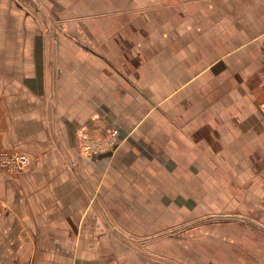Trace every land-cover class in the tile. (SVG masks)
Here are the masks:
<instances>
[{
	"label": "crops",
	"instance_id": "crops-1",
	"mask_svg": "<svg viewBox=\"0 0 264 264\" xmlns=\"http://www.w3.org/2000/svg\"><path fill=\"white\" fill-rule=\"evenodd\" d=\"M36 1L81 48L62 41L46 73L40 29L22 24L33 60H0V151L30 162L0 169V264H174L185 239L168 229L222 208L242 214L198 235L224 255L197 263L248 264L236 246L264 257V0ZM107 126L114 152L81 155V133Z\"/></svg>",
	"mask_w": 264,
	"mask_h": 264
},
{
	"label": "rangeland",
	"instance_id": "rangeland-1",
	"mask_svg": "<svg viewBox=\"0 0 264 264\" xmlns=\"http://www.w3.org/2000/svg\"><path fill=\"white\" fill-rule=\"evenodd\" d=\"M30 2L31 4L29 5ZM37 2V1H36ZM35 4V5H34ZM32 2V0H9L8 5H6V8H8L9 12L12 13V15H9L4 18H0L1 24L0 26L6 27L7 33L4 35L5 37L8 36V49H0V60H9L12 62L13 60H33L32 57L28 56L27 54L33 53V48H26V49H17L16 46V32L18 31L17 28H21L23 30L22 24L25 26L28 25H35L37 28L40 29L41 32V42L39 43V52H40V59L36 58V60H44L45 64V72L47 73L49 70L52 75H54L55 72V64L58 58V47L62 41H67L70 43H73V45L76 48H81L79 45V41L74 39V37L67 33L66 29H64V24L60 20H56L53 16H51L50 9L48 6V2L46 1H38L37 3ZM18 11L22 16L18 17L16 16L15 11ZM34 11V12H33ZM35 13V14H34ZM18 14V13H17ZM19 23V24H17ZM20 31V29H19ZM27 32V29H25ZM27 37V36H26ZM27 45V40L26 43ZM22 55V57L20 56ZM264 106V105H263ZM262 106V107H263ZM261 112L264 115V110L261 108ZM116 130L114 128L106 127L105 128V137L99 138V139H91L86 133H81V136L78 137V148L80 151V154L86 157H97L100 155V153L103 150H107L110 153H113L114 150L117 148V143H115L116 137H113L112 132ZM117 131V130H116ZM118 134V131H117ZM86 137L88 143L90 144V151L85 150L83 148V137ZM60 146L57 145V150L60 151ZM62 149V148H61ZM89 151V152H88ZM23 158L22 163H18L15 161V159ZM30 165L29 158L23 151H10V152H1L0 151V169H5L11 174L15 175H21L24 173ZM66 167L68 169H72V166L69 165V163H66ZM226 214H242L241 209H212V210H202L201 212V218H209L207 220H211V222L218 223L213 224L209 221L202 222L199 225H191L187 226L185 225L183 229H177L175 230L173 227H170L168 231L166 232L169 243L171 246H175L179 242V244H182L181 238L184 237L185 241V253L183 256L179 259L174 257L173 259H170V263L174 264H198L197 262L200 259L202 251H204L205 255H224V252L219 248V245L215 244L216 242L213 240H203V237H199L198 234H201V236L204 235V233L210 232H216V230L211 229L213 225H216V227L221 228L220 232L224 233L225 227L230 224V220L227 219L225 216ZM219 216L217 221H214L211 217L213 216ZM222 216V217H221ZM236 221V220H235ZM237 223L234 225L238 230L241 229V227L250 229V231L255 232L256 230L253 229L254 227H251L250 225H247L245 223H241V221H236ZM174 232H179V234H174ZM174 235H171V234ZM178 236V237H176ZM177 238L180 239V241H177ZM145 242H139L141 248H145V245H142ZM218 244H221V241H217ZM238 243V242H237ZM80 244L79 241L73 242V248L76 249L78 245ZM217 247V248H215ZM231 247V249H234V246H228ZM237 249L234 250V256L242 257L245 259H249L250 262L248 264H264V257L258 258L255 256H246L243 248H239L236 246ZM184 258V261H183ZM214 259V257H213ZM177 261H182L177 262Z\"/></svg>",
	"mask_w": 264,
	"mask_h": 264
},
{
	"label": "built area",
	"instance_id": "built-area-1",
	"mask_svg": "<svg viewBox=\"0 0 264 264\" xmlns=\"http://www.w3.org/2000/svg\"><path fill=\"white\" fill-rule=\"evenodd\" d=\"M263 108V110H264V106L262 107ZM112 135H113V137H116L117 136V131L116 130H114L113 132H112ZM83 148L85 149V150H89L90 151V144L88 143V141H87V139H86V137L84 136L83 137ZM88 151V152H89ZM21 159H23V158H18V159H15V161H17L18 163H22V160Z\"/></svg>",
	"mask_w": 264,
	"mask_h": 264
}]
</instances>
